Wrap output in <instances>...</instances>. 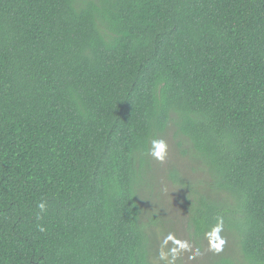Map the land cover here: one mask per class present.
I'll use <instances>...</instances> for the list:
<instances>
[{"label": "trees", "instance_id": "trees-1", "mask_svg": "<svg viewBox=\"0 0 264 264\" xmlns=\"http://www.w3.org/2000/svg\"><path fill=\"white\" fill-rule=\"evenodd\" d=\"M169 125L192 240L264 264V0H0V264H154Z\"/></svg>", "mask_w": 264, "mask_h": 264}, {"label": "rangeland", "instance_id": "rangeland-1", "mask_svg": "<svg viewBox=\"0 0 264 264\" xmlns=\"http://www.w3.org/2000/svg\"><path fill=\"white\" fill-rule=\"evenodd\" d=\"M157 140L166 143V155L163 160L155 158L149 153V167L144 176L142 198L140 204L143 219L152 225L154 236V264H213L220 259V255L234 254L235 245L228 234L221 237L210 236L209 239L192 240L191 230L187 229L185 202L190 191L187 186L176 179L200 190L201 175L192 174L198 165L185 154L187 146L176 135L173 125Z\"/></svg>", "mask_w": 264, "mask_h": 264}, {"label": "clouds", "instance_id": "clouds-1", "mask_svg": "<svg viewBox=\"0 0 264 264\" xmlns=\"http://www.w3.org/2000/svg\"><path fill=\"white\" fill-rule=\"evenodd\" d=\"M152 144L154 150L150 154L159 160H163L166 155V143L163 140H154ZM39 207L41 210H43L45 206L42 203L39 205ZM41 230L43 229L41 228Z\"/></svg>", "mask_w": 264, "mask_h": 264}]
</instances>
